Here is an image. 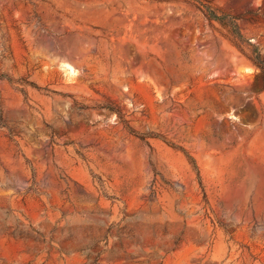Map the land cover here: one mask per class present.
<instances>
[{
	"label": "rangeland",
	"instance_id": "obj_1",
	"mask_svg": "<svg viewBox=\"0 0 264 264\" xmlns=\"http://www.w3.org/2000/svg\"><path fill=\"white\" fill-rule=\"evenodd\" d=\"M0 264H264V0H0Z\"/></svg>",
	"mask_w": 264,
	"mask_h": 264
}]
</instances>
